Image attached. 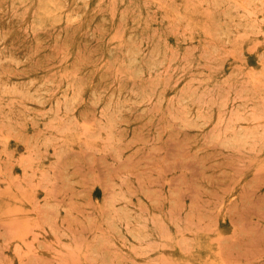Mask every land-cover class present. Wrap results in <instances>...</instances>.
Listing matches in <instances>:
<instances>
[{"label":"rangeland","instance_id":"rangeland-1","mask_svg":"<svg viewBox=\"0 0 264 264\" xmlns=\"http://www.w3.org/2000/svg\"><path fill=\"white\" fill-rule=\"evenodd\" d=\"M216 263L264 264V0H0V264Z\"/></svg>","mask_w":264,"mask_h":264},{"label":"bare ground","instance_id":"bare-ground-1","mask_svg":"<svg viewBox=\"0 0 264 264\" xmlns=\"http://www.w3.org/2000/svg\"><path fill=\"white\" fill-rule=\"evenodd\" d=\"M204 246H205V245H204ZM207 247H208V246H207ZM205 248H206V246H205ZM211 261H212V260H210V262H211ZM212 262H213V261H212ZM212 262H211V263H212ZM214 263H215V262H214ZM216 264H217V263H216Z\"/></svg>","mask_w":264,"mask_h":264}]
</instances>
